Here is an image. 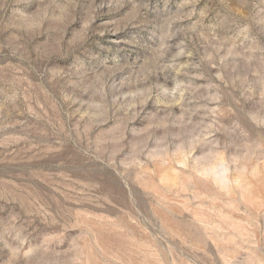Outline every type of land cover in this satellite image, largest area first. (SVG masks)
<instances>
[{"label": "rangeland", "instance_id": "1", "mask_svg": "<svg viewBox=\"0 0 264 264\" xmlns=\"http://www.w3.org/2000/svg\"><path fill=\"white\" fill-rule=\"evenodd\" d=\"M0 264H264V0H0Z\"/></svg>", "mask_w": 264, "mask_h": 264}]
</instances>
